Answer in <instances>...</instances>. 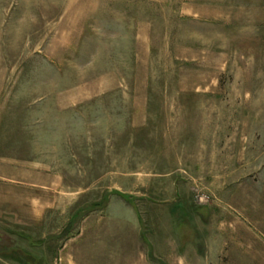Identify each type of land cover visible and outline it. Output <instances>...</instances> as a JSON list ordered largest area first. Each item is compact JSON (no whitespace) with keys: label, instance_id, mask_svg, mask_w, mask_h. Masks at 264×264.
<instances>
[{"label":"rangeland","instance_id":"1","mask_svg":"<svg viewBox=\"0 0 264 264\" xmlns=\"http://www.w3.org/2000/svg\"><path fill=\"white\" fill-rule=\"evenodd\" d=\"M251 10L0 0V264H264Z\"/></svg>","mask_w":264,"mask_h":264},{"label":"crops","instance_id":"2","mask_svg":"<svg viewBox=\"0 0 264 264\" xmlns=\"http://www.w3.org/2000/svg\"><path fill=\"white\" fill-rule=\"evenodd\" d=\"M251 19L252 22L261 24V28L264 27V0H251ZM260 33L264 34L263 30H259ZM256 38L264 39V35H259Z\"/></svg>","mask_w":264,"mask_h":264}]
</instances>
